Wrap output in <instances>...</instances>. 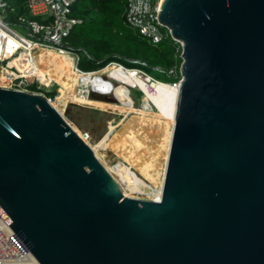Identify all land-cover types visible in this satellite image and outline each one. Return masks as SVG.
<instances>
[{
    "label": "water",
    "instance_id": "95a60500",
    "mask_svg": "<svg viewBox=\"0 0 264 264\" xmlns=\"http://www.w3.org/2000/svg\"><path fill=\"white\" fill-rule=\"evenodd\" d=\"M182 42L162 197L128 196L42 94L0 87V214L39 264H264V0H163Z\"/></svg>",
    "mask_w": 264,
    "mask_h": 264
},
{
    "label": "rangeland",
    "instance_id": "374dc122",
    "mask_svg": "<svg viewBox=\"0 0 264 264\" xmlns=\"http://www.w3.org/2000/svg\"><path fill=\"white\" fill-rule=\"evenodd\" d=\"M34 59L40 63V54H34ZM36 61L33 62L29 51L6 52L0 63V87H14L10 79L15 74V66L12 68L10 64L29 66L24 73L41 87L36 92L45 93L53 105L60 84L55 80L48 83V79L35 67ZM70 65L68 59L61 66L69 68ZM102 74L107 89L102 96H95L96 100L92 98V105L68 101L59 112L126 195L158 200L163 192L172 121L178 105V87L167 88L158 95L154 85L142 83L135 73L115 65L107 67ZM47 76L51 78L49 74ZM143 109L147 114L144 115ZM152 180L162 185L159 192H154Z\"/></svg>",
    "mask_w": 264,
    "mask_h": 264
},
{
    "label": "built area",
    "instance_id": "2783aa9c",
    "mask_svg": "<svg viewBox=\"0 0 264 264\" xmlns=\"http://www.w3.org/2000/svg\"><path fill=\"white\" fill-rule=\"evenodd\" d=\"M161 1L128 0L126 23L153 43H159L164 38L171 37L175 42L179 43L182 52V42L175 39L172 35V30L160 22ZM75 2L76 0H28L29 16L20 17L18 23L10 24L3 19L7 3L0 0V37L3 36L6 41L0 54V63L6 52L14 53L19 51L26 53L29 51L32 54L31 47L33 45H43L71 54L74 57L75 65L79 73L90 74L101 70H81L78 67L79 54L66 48V37L74 27L82 23V19L75 16L73 12ZM21 29L25 32H22ZM7 41L13 42L15 50L10 49ZM111 63H116L127 70H132L139 76H145L148 78L147 80L153 82L156 86H172L178 87V90L180 89L182 78L181 67L180 78L175 82H166L157 79L142 68H127L118 62ZM12 66H15V74L10 79L14 86L13 88L11 87L12 89L42 94L46 97L45 93L31 90L30 85L32 82L24 73V70L29 68V66L25 68L18 64H10V67ZM157 70L163 72L158 67ZM168 74L175 75L176 70L171 69L168 71ZM47 100L51 103V98H47ZM0 264H39L34 253L10 227L1 214Z\"/></svg>",
    "mask_w": 264,
    "mask_h": 264
},
{
    "label": "trees",
    "instance_id": "16d2710c",
    "mask_svg": "<svg viewBox=\"0 0 264 264\" xmlns=\"http://www.w3.org/2000/svg\"><path fill=\"white\" fill-rule=\"evenodd\" d=\"M3 1L7 3L3 17L6 22L16 24L20 17L29 16L28 0ZM127 3L128 0H76L73 12L82 19V23L74 27L65 41L66 48L79 54L78 67L84 71H94L111 62H118L127 68H142L162 81H177L182 64L179 43L171 37L153 43L131 28L126 23ZM5 42L1 36L0 54ZM7 44L11 50H15L12 41H7ZM68 59L72 63L70 58L59 57L55 60L62 65ZM157 67L163 72L158 71ZM171 69L176 70L175 75L168 74ZM30 88L40 90L34 82Z\"/></svg>",
    "mask_w": 264,
    "mask_h": 264
},
{
    "label": "bare ground",
    "instance_id": "6f19581e",
    "mask_svg": "<svg viewBox=\"0 0 264 264\" xmlns=\"http://www.w3.org/2000/svg\"><path fill=\"white\" fill-rule=\"evenodd\" d=\"M163 0L161 1L162 4ZM32 56H33V62L36 61L34 59V54H40V63L36 61L37 66H35L42 74L43 76L48 79V83L52 81H58L60 84V88L58 89V94L55 97V102L52 106L59 112V110L63 109L67 104L68 101H74L79 103H84L88 105H92L95 96H102L107 89V82L105 80L104 75L102 72L109 67L110 65H115L127 72H133L132 70H127L124 67H121L120 65L116 63H110L105 68L90 74H82L79 73V70L76 68L74 57L65 52L58 49H54L48 46L43 45H33L31 47ZM63 57V58H70L72 60V63L70 67H63L57 63L54 62L55 57ZM41 70H40V69ZM46 74H49L50 77H46ZM136 78L141 81L142 83L146 85H154L153 82L147 80L145 76H139L135 73ZM158 95L161 94L162 90H166L167 88H176L172 86H156ZM94 100H93V99ZM52 104V103H50ZM144 115L147 114V111L143 109ZM60 113V112H59ZM172 128L174 129L175 120L172 121ZM173 129L171 133L170 143L168 146V153H167V160H166V166H165V173H164V180H165V174L167 170V164H168V158L170 153V147H171V141L173 136ZM164 180H163V186H164ZM152 188L154 187V192H159L160 187L162 185H159L156 181H151ZM153 188V189H154ZM163 193V192H162ZM162 197V196H161Z\"/></svg>",
    "mask_w": 264,
    "mask_h": 264
}]
</instances>
